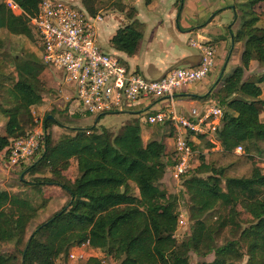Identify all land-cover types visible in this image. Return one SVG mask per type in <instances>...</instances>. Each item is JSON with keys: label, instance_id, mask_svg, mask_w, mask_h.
I'll list each match as a JSON object with an SVG mask.
<instances>
[{"label": "trees", "instance_id": "16d2710c", "mask_svg": "<svg viewBox=\"0 0 264 264\" xmlns=\"http://www.w3.org/2000/svg\"><path fill=\"white\" fill-rule=\"evenodd\" d=\"M12 1L23 13L15 16L0 1V30L31 40L34 51L21 48L12 54L11 44L7 51L0 48V117L4 119L0 161L9 157L13 140L26 138L37 127L33 109L43 102L49 79V67L42 63L37 34L28 18L36 14L41 0ZM80 1L90 15L97 14V0ZM143 2L151 6L154 0ZM262 2L245 0L236 5V22L240 19V23L232 38L242 44L239 65L218 81L211 100L224 110L214 133L220 148L212 150L203 135L196 138L204 151L196 154L198 146L190 143L195 153L189 171L178 181L179 195L168 194L163 186L166 173L173 180L175 150L167 154L160 142L144 143L136 120L123 124L117 133L105 127L97 133L96 126L68 128V133L54 140L50 129L60 125L48 114L42 123V149L23 169L32 181L21 177L17 184L28 183L25 187L39 194L43 186H57L68 200L25 239L39 207L24 199L20 214L13 217L5 210L14 206L13 196L0 185V243L10 232L15 240L13 251L0 252V264H57L81 246L92 252L82 264H105L106 260L110 264H192V255L203 259L198 264H240L244 258L246 264H264V172L250 154L264 143L260 119L264 112V26H258L264 24V12L255 11ZM114 4L120 5L117 11L127 23L117 29L109 45L131 56L144 26L135 19L131 0ZM252 61L261 70L254 78L247 75ZM87 132L91 138L84 140ZM237 147L244 150L242 154L235 153ZM71 164L75 174L68 176ZM180 212L187 217L184 229H188L182 238L178 235ZM224 232L230 238L218 245Z\"/></svg>", "mask_w": 264, "mask_h": 264}, {"label": "built area", "instance_id": "2783aa9c", "mask_svg": "<svg viewBox=\"0 0 264 264\" xmlns=\"http://www.w3.org/2000/svg\"><path fill=\"white\" fill-rule=\"evenodd\" d=\"M6 7L15 15L23 12L12 0H4ZM29 18V25L37 34V45L42 51V63L59 74L58 92L73 91L65 96L66 102L75 104L80 114L99 117L116 113L126 105L141 99L155 97L171 98L167 110L147 115L143 124L173 127L174 150L177 162L172 169V178L178 182L190 167L194 150L191 138L205 136L215 149L220 146L214 133L223 117L224 110L218 104H207L201 109H191L180 115L172 102L175 92L185 85L202 81L212 71L216 62V50L208 44L190 40L189 45L199 51L200 60L195 67H178L168 71L157 80H146L140 74L129 71L120 60L104 52L99 44L98 26L104 17L90 15L81 6L70 0H41L36 14ZM37 122V121H36ZM45 133L37 126L26 138L13 140L9 157L2 161L7 170L28 165L40 152ZM243 149L237 147L236 154ZM187 226L183 212L178 216V229ZM85 246L75 247L70 260L84 256Z\"/></svg>", "mask_w": 264, "mask_h": 264}, {"label": "crops", "instance_id": "0c3cea01", "mask_svg": "<svg viewBox=\"0 0 264 264\" xmlns=\"http://www.w3.org/2000/svg\"><path fill=\"white\" fill-rule=\"evenodd\" d=\"M70 1L81 6L80 2ZM131 1L136 7L135 19L144 26L136 51L133 55L128 56L115 51L109 45V40L117 29L127 23L124 15L120 13L103 16L104 21L98 26L101 49L116 56L127 70L136 72L144 79L151 81L160 79L177 63L185 62L186 59H189L190 62H187L183 67H195L199 63V51L189 45L190 40L209 43L216 50L214 68L202 81L185 85L175 92L172 102L177 113L185 116L191 109H201L204 105L211 104L212 94L216 93L219 88L218 81L224 79L225 75L227 77L239 65L242 44L233 42L232 38L236 30V13L239 14L236 8L237 0H181L180 2L179 0H154L151 6H145L143 0ZM259 5L260 8L256 6L255 11L261 14L264 12V2ZM258 26L263 27L264 24L259 23ZM249 70L248 72L251 73L248 77H255L261 73L255 61L251 62ZM56 75L59 78L57 73ZM60 84L61 82L59 86ZM261 88L264 89V84L261 85ZM71 95H73V91L63 89L64 100L65 96ZM206 96H208L207 99ZM170 103L171 98L169 97L146 98L126 105L123 109L111 114L120 117L119 128L126 122L140 121L144 126L141 129L142 140L147 143L156 135L166 136L168 134L166 127L170 126L173 129L168 123L163 125L143 124L147 115L167 110ZM65 106L71 117H85L79 113L75 104H70L65 100ZM37 109H41V106H38ZM3 125L4 119L0 117V130ZM191 141L194 145H201V141L197 138H191ZM173 151L172 149L171 152ZM10 172L0 161V185L8 182Z\"/></svg>", "mask_w": 264, "mask_h": 264}, {"label": "rangeland", "instance_id": "374dc122", "mask_svg": "<svg viewBox=\"0 0 264 264\" xmlns=\"http://www.w3.org/2000/svg\"><path fill=\"white\" fill-rule=\"evenodd\" d=\"M75 1L81 3L80 0H75ZM97 1L98 2L97 4H95V7L97 6L98 10L95 13H99L104 17L108 16L111 13H119L117 10L120 5L114 3L120 2L121 0H97ZM243 3H245V0H237L236 4L240 5ZM257 8H260V5H258ZM239 23H240V19L238 20V22H236L237 27ZM10 44L12 48V54H15V52L20 50L21 48L29 52L34 51V45L31 40H28L25 37H12L6 30L4 29L0 30V48L7 51V49H9ZM47 69H48L49 79L43 88V92H42L43 102L40 105L41 109H37L38 107L36 109H33L34 120L37 121L36 126L42 127L44 117L47 116L48 114H52L54 119L60 125V126H52L50 129V133L54 140L58 139L61 135L68 133L67 132L68 128L86 130L88 128L93 127V125L96 123L97 117L85 116V117L77 118V117H71L68 114V110H66L67 108L65 106V100L63 99L62 95L58 92L60 80L53 70L49 68ZM251 69H252L251 71H253V68ZM249 73L251 72H247V75H249ZM224 77L226 78V75ZM251 77L254 78L253 76ZM119 119L120 117L115 114H108L103 116L98 121V124L96 126L97 133L100 132L103 127L111 128L114 132H116L120 125ZM260 119L264 121V112L260 115ZM136 121L140 127V130L143 129L144 126L141 125V122L138 120ZM165 129L168 132L166 136L160 137L156 135L152 139V141L162 143L165 147V152L170 153L172 149L174 150L175 140L173 135L170 136L169 133L171 129L170 126L166 127ZM0 134H2V130H0ZM82 136L84 140H89L91 138V134L89 132H87L85 136L84 135ZM197 146H198V151L196 152V154H199V151H204V147L202 143L201 145H197ZM212 150H216V149L212 148ZM250 154L252 157H254L257 160V162L260 165L261 171L264 172V143H259L258 149L253 148ZM28 165H21L12 169L11 172L9 173L8 182L6 184L1 185L4 189L8 190L13 196L14 206H9L6 207L5 209L13 217H16L20 214V204L21 201L24 199L29 200L32 206L39 207V211L37 213L36 218L32 220L29 226L27 227V230L25 232V239L28 238L31 232L34 231L39 224L43 223L48 218H50L55 212L59 211L68 200V196L65 194V192H63L57 186H43L41 189L42 193L39 194L31 190L29 186L25 187L28 183L24 186L18 185L17 181L20 180L21 177H23V179L26 182L32 181V177L29 174H27V172H23V169ZM74 174H75L74 165L71 164V167L67 171V175L69 176ZM163 186L166 192L170 195L177 196L179 195L181 190V182L173 181L172 179L169 178L167 173L165 175V179L163 180ZM42 194L44 195L43 197ZM44 198H46L47 200ZM43 200L46 202L45 204H43ZM180 206H183L182 201H180ZM187 230L188 229L179 230L178 231L179 237L182 238V235L187 234L188 233ZM12 235L13 234L11 232L8 233L6 237L1 241L0 252L5 253L14 250L15 240ZM229 238L230 236L228 232H224L221 235V237L217 240V244L221 245L224 241L228 240ZM84 251H85L84 256L82 258H79V260L74 261V260H69L67 258L64 261L60 260L59 262H57V264H82L83 262L81 263L80 261L92 255V252L87 250ZM206 259L209 260L211 259V257H207ZM190 261L192 264H198L200 261H203V259H199L196 256L192 255ZM104 263L110 264V262L107 260ZM240 264H246V258H244Z\"/></svg>", "mask_w": 264, "mask_h": 264}, {"label": "water", "instance_id": "95a60500", "mask_svg": "<svg viewBox=\"0 0 264 264\" xmlns=\"http://www.w3.org/2000/svg\"><path fill=\"white\" fill-rule=\"evenodd\" d=\"M200 60V59H199ZM187 62H190L189 59H186V61H182V62H179L177 63L172 69H175V68H178V67H183L186 65ZM47 118H51L50 116L47 117ZM99 119V117L96 118V121ZM96 125V123L94 124V126Z\"/></svg>", "mask_w": 264, "mask_h": 264}]
</instances>
